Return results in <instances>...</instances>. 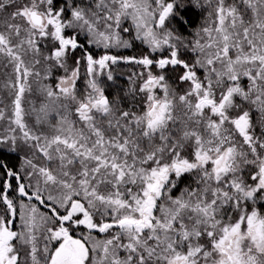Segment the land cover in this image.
<instances>
[{
  "label": "snow or ice",
  "instance_id": "6c2138e0",
  "mask_svg": "<svg viewBox=\"0 0 264 264\" xmlns=\"http://www.w3.org/2000/svg\"><path fill=\"white\" fill-rule=\"evenodd\" d=\"M0 264H264V0H0Z\"/></svg>",
  "mask_w": 264,
  "mask_h": 264
},
{
  "label": "trees",
  "instance_id": "16d2710c",
  "mask_svg": "<svg viewBox=\"0 0 264 264\" xmlns=\"http://www.w3.org/2000/svg\"><path fill=\"white\" fill-rule=\"evenodd\" d=\"M197 22H199V21H197Z\"/></svg>",
  "mask_w": 264,
  "mask_h": 264
}]
</instances>
